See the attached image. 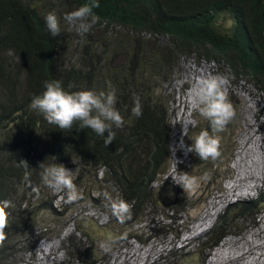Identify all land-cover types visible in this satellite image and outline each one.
Here are the masks:
<instances>
[{
  "label": "trees",
  "instance_id": "trees-1",
  "mask_svg": "<svg viewBox=\"0 0 264 264\" xmlns=\"http://www.w3.org/2000/svg\"><path fill=\"white\" fill-rule=\"evenodd\" d=\"M88 2L0 0V203L11 204L5 210L9 226L0 246V264L16 263L21 253H32L34 244L28 237H44L35 232L29 204L21 201L25 191L44 190L38 169L42 162H68L74 156L86 167L101 169L99 193L105 186L112 188L115 199L132 205V220L151 203L152 184L166 170L170 126L165 105L168 96H162L154 83L167 81L173 56L195 54L222 62L235 76L248 78L264 93V0H98L100 7L94 13L99 22L82 35L79 29H69L77 23H68L64 16ZM50 12L60 20L61 33L56 38L45 25ZM223 15L233 20L227 29L217 21ZM149 41H153L152 49L147 48ZM132 42H141L143 50ZM52 80L62 81L69 93L115 90V107L125 123L113 129L116 135L111 145L106 148L104 137L91 129L77 132L74 126L63 132L30 108L33 97L45 90L44 82ZM140 83L148 88L137 90ZM136 95L143 105L139 118L131 111ZM20 159L32 168L31 186L17 166ZM92 201L100 204L98 198ZM48 203L40 201L38 206L50 210ZM262 204L260 196L241 208H226L199 242L194 256L203 260L196 264H203V253L215 247L239 221L251 219ZM101 208L112 221L124 225L109 208ZM82 237L89 239L87 233ZM23 244L26 247L22 248ZM171 260V264H184L178 254H171Z\"/></svg>",
  "mask_w": 264,
  "mask_h": 264
},
{
  "label": "rangeland",
  "instance_id": "rangeland-1",
  "mask_svg": "<svg viewBox=\"0 0 264 264\" xmlns=\"http://www.w3.org/2000/svg\"><path fill=\"white\" fill-rule=\"evenodd\" d=\"M218 22L223 28L232 24L226 15ZM69 29L78 30V23ZM132 43L143 50L141 42ZM147 48H153V41L147 43ZM216 74L227 76L229 84L225 94L236 112L235 119L218 134L222 156L215 162L201 161L195 153L185 157L183 151H175L183 129V140L189 147L201 131L211 132L209 121L199 114L195 94L199 81ZM166 77L164 84L155 82L154 87L161 88L162 96H168L165 104L170 117L168 158L166 170L152 184L153 190L148 197L151 203L140 209L129 225L120 226L101 208L105 192L114 199L117 196L106 186L99 193L101 169L86 167L74 156L68 162L53 161L51 165L62 164L72 171L73 182L83 200L67 205L63 192H53L46 186L44 190L25 191L21 201L29 204L27 210L36 222L35 232L43 233L44 237H28L27 241L34 244L32 253H21L18 261L12 264H171V254L180 255L184 264H196L203 260L194 256L197 244L216 218L229 206L236 205L238 209L263 195V95L250 81L235 76L222 62L218 64L195 54L173 56L171 71ZM145 85H136L137 90ZM182 173L195 177L207 173L211 179L200 181L196 191L184 193L173 181L179 183ZM93 198H98L100 204L96 206ZM38 199L49 201L52 209H41ZM0 205L4 210L11 208L9 202ZM237 226L239 229L232 227L231 230L239 232L225 236L218 246L205 254L203 264H264V206L253 226L247 229L246 225ZM82 233H87L89 239L83 238ZM121 236L125 238L113 244L109 254L99 247L102 241ZM79 238L83 241L82 248ZM24 247L26 244L22 245ZM67 252L76 260L68 257Z\"/></svg>",
  "mask_w": 264,
  "mask_h": 264
},
{
  "label": "clouds",
  "instance_id": "clouds-1",
  "mask_svg": "<svg viewBox=\"0 0 264 264\" xmlns=\"http://www.w3.org/2000/svg\"><path fill=\"white\" fill-rule=\"evenodd\" d=\"M99 7L100 4L98 0H89L88 3L66 14L64 20L68 23H78L79 32L82 35L86 34L99 22V17L94 13V9ZM230 20L232 24L229 27L233 25V20ZM45 25L47 31L53 38L60 35V20L54 12H50L46 15ZM246 80L253 84L248 78H246ZM164 83L165 81L162 83L159 82V84ZM228 84L229 80L227 76L223 74L212 75L198 82L195 94L196 101L199 105L198 111L200 116L209 121L211 132L206 130L201 131L189 147L184 143L183 136H185V134L182 128L183 136L176 145L175 151L177 149L183 151L185 157H187L189 153H195L201 161L211 160L215 162L222 156L220 150L221 138L218 134L224 132L236 116L235 108L225 94V89ZM253 86L255 87L254 84ZM255 88L264 98V93L259 91L257 87ZM44 89L42 94L33 97L30 108L38 115H41L48 124L56 126L63 132L72 130L74 126L77 132L84 129H91L97 136L104 137V146L107 148L115 139L116 133L113 129H120L124 126V119L115 107L117 102L115 90L100 92L98 94L92 90H81L69 93L64 90L62 81L59 80L45 81ZM159 89L161 90V88ZM131 111L132 115L137 118L141 117L143 114V105L138 95L134 96V106ZM17 166L24 170L23 179L28 186H31L30 177L32 168L29 167L28 161L20 159ZM38 169H40L39 175L41 181L48 189L53 192L64 193L65 204H78L83 200L82 194L78 190L77 185L73 182L72 171L68 170L64 165H46L42 162L39 164ZM210 179L211 177L207 173L202 177H195L187 173H182L179 183L174 179L173 181L175 184L181 186L185 193L196 191L200 181H208ZM260 196L264 198V193L263 195H259L256 199ZM256 199L254 201H256ZM104 206L110 209L112 216L115 217L120 224H125L133 218L132 205L123 199H114L107 192L104 193ZM262 206H264V204L258 208L251 219L246 221L241 220L238 225H240L241 228L246 225V229L247 227L253 226L255 224V217ZM225 210L222 214H224ZM8 215L9 214L3 208H0V246H3L7 238L5 229L9 226ZM234 229H239V226H236ZM238 232L239 231L232 232L231 230L229 234H236ZM224 237H222V239ZM123 238L125 237L121 236L110 241H102L99 247L108 254L112 251V245ZM202 240L203 239H200V242ZM218 244L216 246H218ZM206 253H203L204 259Z\"/></svg>",
  "mask_w": 264,
  "mask_h": 264
}]
</instances>
